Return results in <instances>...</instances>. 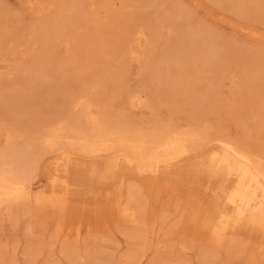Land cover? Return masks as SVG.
<instances>
[{
    "label": "rangeland",
    "instance_id": "374dc122",
    "mask_svg": "<svg viewBox=\"0 0 264 264\" xmlns=\"http://www.w3.org/2000/svg\"><path fill=\"white\" fill-rule=\"evenodd\" d=\"M188 44L214 47L217 59L176 65ZM168 62V75L156 72ZM129 93L141 104L131 106ZM74 96L105 121L206 125L264 146V0H0V150L9 131L81 113ZM197 163L151 186L125 181L136 217L129 223L114 212L121 182L107 157L73 152L59 167L43 162L32 194L55 190L64 202L4 205L0 264H264L242 232L223 243L192 233L186 201L218 187Z\"/></svg>",
    "mask_w": 264,
    "mask_h": 264
},
{
    "label": "bare ground",
    "instance_id": "6f19581e",
    "mask_svg": "<svg viewBox=\"0 0 264 264\" xmlns=\"http://www.w3.org/2000/svg\"><path fill=\"white\" fill-rule=\"evenodd\" d=\"M199 38L194 35L191 42L196 43ZM198 51L208 53L210 58ZM215 52L214 47L188 44L172 62L186 64L192 58L209 65L217 59ZM171 66L168 62L156 72L168 75ZM37 76L45 74L40 71ZM82 99V96L72 97L73 108L80 106ZM127 99L131 106L141 104L137 93H129ZM81 105V113L73 115L68 111L45 120L31 127L30 133L15 135L9 131L7 145L0 150V210L4 205L30 200L38 206L61 207L62 193L54 190L49 195L45 192L33 195L32 182L43 162L46 168L59 167L71 160L73 152H78L105 156L108 170L117 169L121 187L113 200L114 212L121 221L135 222V214L129 207L134 197L123 194L124 182L136 180L151 186L195 159L218 187L209 199L197 201L193 197L186 201L192 233L223 243L242 232L257 244L259 257H264V146L254 147L238 138L215 136L206 125L182 126L157 120L145 126L127 119L105 121L90 112L93 104ZM17 139L23 142L18 143ZM202 149L206 154L200 158L196 153ZM48 155L51 156L47 158Z\"/></svg>",
    "mask_w": 264,
    "mask_h": 264
}]
</instances>
